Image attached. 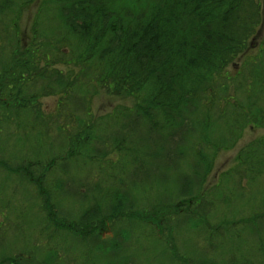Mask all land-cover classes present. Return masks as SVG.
<instances>
[{
	"label": "trees",
	"instance_id": "trees-1",
	"mask_svg": "<svg viewBox=\"0 0 264 264\" xmlns=\"http://www.w3.org/2000/svg\"><path fill=\"white\" fill-rule=\"evenodd\" d=\"M260 27L264 0H0V140L17 149L0 178L17 237L55 243L40 264H145L147 239L155 264H264V136L213 176L264 129ZM102 92L133 102L98 114ZM154 206L171 225L145 223Z\"/></svg>",
	"mask_w": 264,
	"mask_h": 264
},
{
	"label": "rangeland",
	"instance_id": "rangeland-1",
	"mask_svg": "<svg viewBox=\"0 0 264 264\" xmlns=\"http://www.w3.org/2000/svg\"><path fill=\"white\" fill-rule=\"evenodd\" d=\"M39 2L41 0H38ZM23 7L25 5V7L23 8L26 12H27V16L29 17H33L34 13L36 12V8L38 6L37 3H35L32 7L31 3H22ZM48 5H52L51 2H47ZM29 19V18H28ZM29 22L26 20V26L23 29L24 33H26L28 31L29 28ZM257 33H259V38L263 39L264 38V27H260L257 30ZM248 56H254L252 48H248V50L246 51ZM255 52V51H254ZM244 57L246 58V55L243 53V55H241L239 57V61L242 62V59H244ZM230 72L233 71L232 67L230 66V68L228 67V69H226ZM234 73V71H233ZM133 99L129 98L128 96L125 97H112L110 95H107L105 93L102 92V94H100L97 98H96V104H95V110L98 112V114L101 113H106L108 112L110 109L114 108L116 105L120 104V105H127V103H132ZM43 107L45 108V110L51 111L54 106L56 108V104L54 100L51 99H45L43 100ZM54 110L51 112L53 113ZM262 136H264V129H252V128H247L244 133L243 136L240 140V142L237 144V146L235 148H229L226 145L221 148L222 151H220V153L218 155H216L215 160L213 161V176L216 177L217 173L222 172V170H229L232 168V166L234 165V158H236V155H238V153L240 152V150H242L244 147H246L248 144L254 142L255 140H259V138ZM5 142L1 139L0 140V154L5 155L6 157H9V154L12 153H16L17 149H12L9 146H5ZM125 145V144H124ZM124 148V146H121ZM228 148V149H227ZM117 157L114 156V159H116ZM112 159V160H114ZM189 165V163H188ZM1 174V173H0ZM213 181L215 180L214 178H212ZM212 181V182H213ZM211 183V182H208ZM242 184L244 185V188H246V181L243 180ZM15 184H13V181H7L6 179L0 178V243L2 241V243L0 244V261L2 259H4L5 257L12 255L15 256L19 261L20 258L21 260V264H40L39 260H37L38 257V253L37 251L41 254L44 255L47 251L50 252L51 247L55 248L54 246V242L53 241H49L47 243V239H46V235L44 233L41 232H36L37 233V240L36 241H30L27 243H25L26 241H28L27 239H24L20 237V235H18L17 237V230L15 229V227H13L12 224L8 225V221L10 223H12L11 221L14 220V218H16L15 216V210L18 208L19 206V201H18V197H14L13 194H11L12 192H14L15 190L12 189V187H14ZM17 191V190H16ZM20 191V190H19ZM19 194V193H18ZM31 196H29L30 194L25 193L23 199H29L30 197H34V194L31 192ZM3 202L5 203L8 209L7 211L5 210H1V205H3ZM11 205V207H8ZM183 207L186 206L183 201H182ZM155 207V206H154ZM38 209L35 211L38 213ZM8 214H7V213ZM161 211L159 207H155V208H151L150 211L145 214L143 216V218L145 219V223L148 222V219H151L150 225H154L155 228L160 229V227H158L159 223L164 222L166 225L164 226H169L171 225L169 222V216L168 217H164L161 218ZM34 222H37V220H39V216L37 215H32ZM8 218V219H7ZM7 221L6 223L3 222ZM16 223V222H15ZM21 226H23V224L20 222L19 223ZM35 225V223H32ZM19 225V226H20ZM105 227H101L102 229H98L96 230V234L97 236L101 237L102 240H106L109 239L110 237H112V231L108 228V224L104 225ZM158 233L160 234V230H158ZM16 240V241H13ZM87 240V239H86ZM147 244H148V249H144L146 247V244L143 243L142 240H134L133 242V247H132V251L133 253H135L137 256H139L140 258L143 259V261L145 262V264H155L154 261H152V257L154 256L153 254V250L151 248L152 242L150 239H147ZM15 242V243H14ZM146 243V242H145ZM57 250V248H56ZM57 251H62L61 249H58ZM19 253H22L24 255V257H18ZM6 255V256H5ZM17 263V262H16ZM3 264V263H0Z\"/></svg>",
	"mask_w": 264,
	"mask_h": 264
}]
</instances>
